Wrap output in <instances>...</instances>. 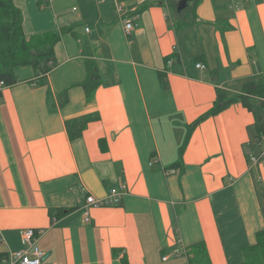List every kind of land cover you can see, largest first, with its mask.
Returning <instances> with one entry per match:
<instances>
[{
  "label": "crops",
  "instance_id": "obj_1",
  "mask_svg": "<svg viewBox=\"0 0 264 264\" xmlns=\"http://www.w3.org/2000/svg\"><path fill=\"white\" fill-rule=\"evenodd\" d=\"M13 2L26 37L72 31L61 34L42 86L25 66L14 70L18 84L1 89L0 264L28 228L44 230L45 263L187 264L184 248L204 242L211 264H240L264 228V160L250 165L246 154L264 147H251L252 114L233 104L179 150L217 89L232 95L264 81V0H199L195 23L180 29L159 0ZM86 54L102 75L90 102ZM89 113L99 119L69 140L64 121ZM122 185L120 204L90 208L85 225L86 196Z\"/></svg>",
  "mask_w": 264,
  "mask_h": 264
},
{
  "label": "trees",
  "instance_id": "obj_2",
  "mask_svg": "<svg viewBox=\"0 0 264 264\" xmlns=\"http://www.w3.org/2000/svg\"><path fill=\"white\" fill-rule=\"evenodd\" d=\"M45 1V2H43ZM48 0H37L40 7ZM179 0H166V6L172 9L178 20V28L188 27L195 23V8L199 0L188 3L180 13L176 12ZM162 3V2H161ZM71 28H63L60 31H48L26 37L23 32V15L13 0H0V82L5 87H11L19 83L14 75V70L20 67L30 66L37 78L35 86L45 83L46 75L57 65L54 48L63 33H70ZM175 58L174 55L166 59ZM86 77L81 83L85 99L90 102L96 88L101 84L102 75L95 61L86 54L84 60ZM160 80L166 85L163 74H159ZM1 98V90H0ZM58 106L67 103V91L58 95ZM241 104L249 111L254 119L255 131L252 149L261 145L264 141V81H247L243 83L238 93L229 95L222 89L216 90L214 103L210 110L195 120L187 128L186 137L180 148V153L192 132V130L205 118L215 116L233 104ZM99 119L98 113H89L64 121V128L69 140L81 137L88 124ZM249 161V151L246 153ZM176 163L173 166H177ZM50 214L60 217L65 213L63 209H50ZM184 256L187 264H211L209 254L204 242H197L184 248ZM240 264H264V228L255 234V243L241 250Z\"/></svg>",
  "mask_w": 264,
  "mask_h": 264
},
{
  "label": "built area",
  "instance_id": "obj_3",
  "mask_svg": "<svg viewBox=\"0 0 264 264\" xmlns=\"http://www.w3.org/2000/svg\"><path fill=\"white\" fill-rule=\"evenodd\" d=\"M166 4V0H159ZM235 1V0H233ZM117 11H120V7H117ZM125 34L128 36L131 34L133 25L130 22H126L124 25ZM195 67L198 69H204L205 66L202 63H196ZM5 85L3 82H0V90L3 89ZM259 159L264 160V147L260 151L259 155H249L250 165L256 164ZM125 186L122 185L118 188H111L106 197L102 199H95L92 196H86L85 204L81 208L83 223L86 225L90 223L89 209L92 207H101V206H114L119 205L120 200L124 194ZM44 233L43 229H25L20 232V240L22 247L19 250L13 251L8 254V263L9 264H55V263H45L44 256L45 254L38 248L37 240ZM1 239V237H0ZM175 254H180L181 250L176 248L173 251ZM165 259V258H164Z\"/></svg>",
  "mask_w": 264,
  "mask_h": 264
},
{
  "label": "water",
  "instance_id": "obj_4",
  "mask_svg": "<svg viewBox=\"0 0 264 264\" xmlns=\"http://www.w3.org/2000/svg\"><path fill=\"white\" fill-rule=\"evenodd\" d=\"M198 0H179L177 2V6H176V12L180 13L183 9H185L188 5V3L190 2H196Z\"/></svg>",
  "mask_w": 264,
  "mask_h": 264
},
{
  "label": "rangeland",
  "instance_id": "obj_5",
  "mask_svg": "<svg viewBox=\"0 0 264 264\" xmlns=\"http://www.w3.org/2000/svg\"><path fill=\"white\" fill-rule=\"evenodd\" d=\"M43 2H45V1H43ZM46 3H43L42 5H45ZM167 7H168V5H167ZM168 10H169V13H170V16H171V20L173 21V23L175 24V28H178V20H177V16H176V14L172 11V9L170 8H168Z\"/></svg>",
  "mask_w": 264,
  "mask_h": 264
}]
</instances>
